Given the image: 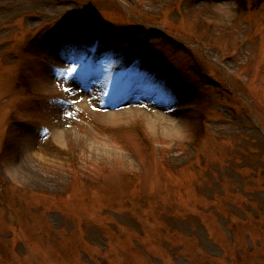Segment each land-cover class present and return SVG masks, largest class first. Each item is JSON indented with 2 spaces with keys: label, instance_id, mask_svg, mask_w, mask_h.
Instances as JSON below:
<instances>
[{
  "label": "rangeland",
  "instance_id": "1",
  "mask_svg": "<svg viewBox=\"0 0 264 264\" xmlns=\"http://www.w3.org/2000/svg\"><path fill=\"white\" fill-rule=\"evenodd\" d=\"M0 264H264V0H0Z\"/></svg>",
  "mask_w": 264,
  "mask_h": 264
},
{
  "label": "bare ground",
  "instance_id": "2",
  "mask_svg": "<svg viewBox=\"0 0 264 264\" xmlns=\"http://www.w3.org/2000/svg\"><path fill=\"white\" fill-rule=\"evenodd\" d=\"M73 98V100L76 102V103H79L80 105L82 106H85V103L84 101L81 99L82 95H81V92L77 91V90H71V94H70ZM120 117H131L132 115L130 114V112H128L127 110L124 111L123 113H120V114H113L112 117L113 118H119Z\"/></svg>",
  "mask_w": 264,
  "mask_h": 264
},
{
  "label": "snow or ice",
  "instance_id": "3",
  "mask_svg": "<svg viewBox=\"0 0 264 264\" xmlns=\"http://www.w3.org/2000/svg\"><path fill=\"white\" fill-rule=\"evenodd\" d=\"M65 71L68 74H70V75L73 74V73H75L77 71L76 65L73 64L70 68L65 69ZM65 91H71V88H65ZM69 115H70V113H69Z\"/></svg>",
  "mask_w": 264,
  "mask_h": 264
}]
</instances>
